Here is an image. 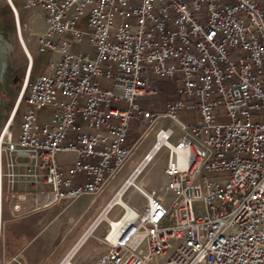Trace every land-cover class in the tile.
<instances>
[{"label":"built area","instance_id":"built-area-1","mask_svg":"<svg viewBox=\"0 0 264 264\" xmlns=\"http://www.w3.org/2000/svg\"><path fill=\"white\" fill-rule=\"evenodd\" d=\"M5 1L16 27L13 0ZM22 3L43 12L37 51L56 58L28 80L25 52L26 80L0 123L1 139L11 120L0 141L2 189L6 179L13 197L28 184L43 207L103 192L133 154L126 142L136 120L155 139L104 207L113 221L97 219L105 249L92 264H264V0ZM83 38L94 57L73 49ZM154 77L178 82L179 98L164 109L144 107L159 94ZM119 102L127 107L112 105ZM44 108L52 114L40 122ZM185 112L198 119L182 121ZM163 149V192L143 191L130 180ZM130 188L143 208L112 202Z\"/></svg>","mask_w":264,"mask_h":264},{"label":"rangeland","instance_id":"rangeland-1","mask_svg":"<svg viewBox=\"0 0 264 264\" xmlns=\"http://www.w3.org/2000/svg\"><path fill=\"white\" fill-rule=\"evenodd\" d=\"M15 3L20 5L21 0H15ZM19 11L22 19L32 12V10L23 12L21 8H19ZM0 32L3 36V40L0 42L1 79L9 87V97L0 99V114L5 115L11 104V100L14 98L15 92L22 85L24 72L23 54L16 49L15 22L5 0H0ZM22 34L24 38L26 37L29 40H32L34 36L30 34L27 27L22 29ZM73 46L82 53H89L91 57L94 55V49L90 47L85 38H83L82 42ZM31 53L35 61L34 72H43L45 63L50 58V55L47 53H38L34 49H31ZM95 80L104 86L103 88H111V80H105L102 77H96ZM171 83L175 84L173 81ZM1 90L7 94V91L0 83ZM152 101L162 106L165 97L159 92V95ZM112 105L127 107L125 102L112 103ZM144 107L152 108L151 106ZM51 114L52 110L46 108L39 111L37 116L39 120L46 121L50 118ZM193 118L194 116L191 113L185 112L181 114V120L186 123H190ZM20 121L19 116L14 124V140L18 137ZM10 123L11 120L5 126L0 141L8 134ZM163 124L176 129V126L169 120H166ZM131 128L129 134L134 130L139 134L138 140L140 141L134 148L132 156L108 180L103 192L99 194L83 195L78 198L63 200L43 207V204L40 202L36 203V198L34 197L35 191L28 185H18L15 187V195L13 197L9 196L6 193V179L3 180L2 189V180L0 177V264H18V262L20 264H48L49 260H52L55 264L61 263L69 247L81 235L84 225L91 220L90 227L94 220L100 216L115 191L124 183L142 160L143 156L151 148L155 139V130L146 127L145 124L136 120L132 121ZM69 158V154H59L57 161L61 162L69 160ZM166 161L167 151L163 149L157 155L154 162L140 175L139 183L137 181L135 183L137 187L143 191L146 189H157L162 193L163 186L166 182L164 176ZM22 196H25L24 200L19 199ZM166 197L171 199L169 194ZM124 200L140 209L146 205V199L134 188L129 189ZM16 204L20 206L18 209L14 207ZM118 209V207H115L110 217L117 213L119 211ZM105 228V223L98 226L93 237L88 239L71 260V264H92L98 258L105 249L104 245L100 242Z\"/></svg>","mask_w":264,"mask_h":264},{"label":"crops","instance_id":"crops-1","mask_svg":"<svg viewBox=\"0 0 264 264\" xmlns=\"http://www.w3.org/2000/svg\"><path fill=\"white\" fill-rule=\"evenodd\" d=\"M13 3H14V6H15V9H16V11H17V14H18V24L16 23V28H17V35H16V40H17V43H16V49L17 50H19V51H21L22 52V54H23V58H24V72H23V78H22V85H23V83L25 82V80H26V75H27V58H26V53H28L29 54V56H30V58H31V60H32V63H31V66H30V70H29V76H28V80H33L37 75H40V74H43V73H45L46 72V68H47V65H48V62L51 60V59H54V58H56V55L55 54H53V53H51V52H48V51H46V52H42V53H47L48 55H50V58L46 61V63H45V68H44V71L43 72H41V73H38V72H34V66H35V61H34V58H33V56H32V53H31V49H34L36 52H38L37 51V35L40 33V32H42L43 31V29H44V26H45V24H44V15H43V12L42 11H40V10H37V9H25L24 7H23V3H22V0H21V4L20 5H18V4H16L15 3V0H13ZM9 7V6H8ZM19 8H21L22 9V11L23 12H27V11H29V10H32V12L29 14V15H27V16H25L23 19H22V17H21V15H20V11H19ZM81 26H84V20L81 22ZM19 27V28H18ZM24 27H27L28 28V30H29V32H30V34L33 36V38H32V40H29L28 38H24L23 37V34H22V29L24 28ZM19 29V30H18ZM86 39V42L88 43V40H87V38H85ZM89 44V43H88ZM75 45V44H74ZM90 45V44H89ZM90 47H92L91 45H90ZM93 48V47H92ZM73 49L75 50V51H78V52H81V51H79V50H77V49H75L74 48V46H73ZM94 49V48H93ZM26 52V53H25ZM38 53H41V52H38ZM83 54H87V55H89L90 56V54L89 53H83ZM94 55H95V50H94V53H93ZM94 55H93V57H94ZM91 57V56H90ZM1 73H2V71H1V69H0V83H1V86H3L4 88H5V90L7 91V94H5V92L3 91V90H1L0 91V99H5L6 97H9L8 96V91H9V87L7 86V85H5V82H4V80H2L1 78ZM12 80H13V77H12ZM3 83H2V82ZM172 82V81H171ZM168 79H166V78H160V77H154V79H153V81H152V85H153V87L154 88H157L158 89V91L160 92V93H162L163 95H164V97H165V101H164V103H163V105L162 106H159L158 104H157V102H155V103H153V101H151V103L149 104V105H147V106H151L152 108L151 109H153V108H160V109H164L165 108V104H166V102L168 101V100H174V99H177V98H179V94H178V82H175V81H173V82H175V84H173V83H171ZM99 83V82H98ZM100 84V83H99ZM21 85V86H22ZM101 85V84H100ZM102 86V85H101ZM102 87H104V86H102ZM21 88V87H20ZM20 90V89H19ZM19 90H17L16 92H15V95H14V98H15V96H16V94H17V92H19ZM159 95V94H158ZM157 95V96H158ZM156 96V97H157ZM14 98L11 100V104L9 105V108H8V110H7V113L4 115V114H0V123H2L3 122V120L5 119V117H6V115L8 114V111L10 110V108H11V105H12V102H13V100H14ZM155 98V97H154ZM154 98H152V100L154 99ZM44 109H46V108H44ZM43 110V109H42ZM41 111V110H40ZM193 116H194V119L195 120H197L198 118H197V115H195V113L193 114V113H191ZM20 115H17V117L14 119V121H13V126H12V137H13V131H14V124H15V122H16V119L19 117ZM40 122H43V121H45V120H39ZM132 129V128H131ZM137 136H139V134L138 133H136L134 130H132V133L131 134H129L128 135V139H127V145H129V146H131V145H134V146H136L138 143H139V141L140 140H136L135 141V137H137ZM135 141V143L134 144H132V142H134ZM146 152V151H145ZM144 152V153H145ZM70 159L71 158H69V161H70ZM68 160H65V162H69ZM21 184H23V185H28V184H24V183H19V184H17V186L19 185H21ZM16 186V187H17ZM88 227H89V224H88V222H87V224H85L84 225V227H83V229H82V231H81V235H79L78 237H77V239L72 243V245L69 247V249L67 250V253H66V256H65V258L61 261V263L60 264H62L64 261H65V259L67 258V257H69L70 256V252L78 245V243L81 241V239H82V237L84 236V234L86 233V231H87V229H88ZM48 264H55V263H53V261L52 260H49V262H48Z\"/></svg>","mask_w":264,"mask_h":264},{"label":"bare ground","instance_id":"bare-ground-1","mask_svg":"<svg viewBox=\"0 0 264 264\" xmlns=\"http://www.w3.org/2000/svg\"><path fill=\"white\" fill-rule=\"evenodd\" d=\"M3 40V36L1 35V32H0V42ZM127 180V179H126ZM125 180V181H126ZM132 181V183H136V181L138 182L139 181V178L136 179V180H130ZM139 183V182H138ZM136 185V184H135ZM137 186V185H136ZM112 202H115V203H118V204H123V205H126V206H130L129 203H127L125 200H124V197L122 195V193H119L117 194L113 201ZM97 219H103V220H106L108 219L109 221H113L109 218V216L107 214H105V211L102 210V213L100 214V216H98L94 222L91 224V226L88 228V230L86 231L85 235L82 237L81 241L78 243V245L70 252V256L67 257L65 259V261L62 263V264H71V260L74 258V256L79 252V250L83 247V245L88 241V239L90 237H93L96 229L98 228V226H96V222H97ZM92 221L90 220L88 222V224H90Z\"/></svg>","mask_w":264,"mask_h":264},{"label":"trees","instance_id":"trees-1","mask_svg":"<svg viewBox=\"0 0 264 264\" xmlns=\"http://www.w3.org/2000/svg\"><path fill=\"white\" fill-rule=\"evenodd\" d=\"M138 138H139V136L135 137V141H136ZM135 141H134V142H132V144H134V143H135Z\"/></svg>","mask_w":264,"mask_h":264},{"label":"water","instance_id":"water-1","mask_svg":"<svg viewBox=\"0 0 264 264\" xmlns=\"http://www.w3.org/2000/svg\"><path fill=\"white\" fill-rule=\"evenodd\" d=\"M8 40V39H7ZM0 69H1V65H0Z\"/></svg>","mask_w":264,"mask_h":264}]
</instances>
